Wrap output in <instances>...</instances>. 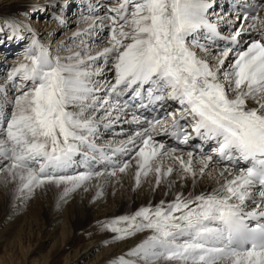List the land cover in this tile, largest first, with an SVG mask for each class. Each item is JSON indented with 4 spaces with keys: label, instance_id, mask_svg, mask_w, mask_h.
Segmentation results:
<instances>
[{
    "label": "snow or ice",
    "instance_id": "1",
    "mask_svg": "<svg viewBox=\"0 0 264 264\" xmlns=\"http://www.w3.org/2000/svg\"><path fill=\"white\" fill-rule=\"evenodd\" d=\"M67 6L35 10L51 8L46 18L63 26ZM87 10L72 43L54 48L31 24L3 19L9 40L30 36L0 83L4 184L17 199L55 186L65 201L93 181L99 198L100 181L133 164L136 188L150 174L156 187L174 173L193 188L207 176L211 191L99 222L112 242L148 233L110 264H264V0H97ZM103 132L117 139L101 144Z\"/></svg>",
    "mask_w": 264,
    "mask_h": 264
},
{
    "label": "rangeland",
    "instance_id": "2",
    "mask_svg": "<svg viewBox=\"0 0 264 264\" xmlns=\"http://www.w3.org/2000/svg\"><path fill=\"white\" fill-rule=\"evenodd\" d=\"M16 1L18 0H0V11L1 9L3 11V9L10 7V5ZM26 1H30L31 4H39L50 0ZM86 1L95 3L94 0ZM113 1L115 0L105 1V4H115ZM82 6L83 5L79 6V4H77L76 7H74V10L78 13H84L87 15L88 10H84V7ZM69 10L70 9L63 14L67 19V23L61 26L60 29H58L60 25H58L56 21L47 18L44 21H40L44 26L42 32L36 24H31L33 29L42 35V42L55 47L58 44V38L64 36L63 33L66 27L72 28L73 31L76 29V26L70 24L71 16L67 15V13L70 12ZM51 12L52 10H47V12L42 13H45V15L48 16ZM38 16L42 15H35L30 11L27 12V10H23L18 14L7 15L8 18L17 19L29 24L33 23V20H40L37 19ZM0 17L1 20L4 19L2 18V15H0ZM54 24H57L56 29H54L55 33L49 38L50 30L54 27ZM0 29H2L0 30L2 38L5 36L4 38L7 39L9 43L16 44V42L18 43V41L20 42L23 39L25 42V45L20 46L18 44L17 48H14L13 45L9 50L13 51V49H15V52L7 54L2 61H0L7 66L5 70L6 77L7 70H9L19 59H22V54L30 42V38L24 37V33L22 32L21 36L23 35V37L20 39L9 40L7 36L10 35V32L4 27L3 22L1 21ZM67 43H70V41ZM116 131H118V129H116ZM106 133H110L114 136L111 132ZM10 187L13 188L15 186L11 183L5 185L3 179L0 178V264H69V261L76 255H74L73 251L81 253L84 244L89 243L90 239L93 241L99 237V234H101L100 231H103L99 222L109 220L104 218L95 221H85L79 226V229H77L78 231H75L73 228L75 222H71V220L72 216L74 217L77 214L78 206H71L70 204L72 202L71 199L75 197L74 195L68 197L65 201H60V193L62 189H58L55 186H45L37 189L31 197H29V199H32V206L29 211H25L22 210L24 204L21 203L19 199L14 198L16 197L15 192L12 191L13 189L9 190ZM110 192V184L103 187V194ZM16 208L19 209V211H16L15 215L10 216L9 213L13 212ZM57 215L58 220L61 221H59L58 225L55 227L52 223ZM64 223L66 225H64ZM62 227L65 229L64 234H61ZM99 252L100 251L96 252L91 258ZM88 260L89 261L77 264H85L86 262L91 263V259Z\"/></svg>",
    "mask_w": 264,
    "mask_h": 264
},
{
    "label": "bare ground",
    "instance_id": "3",
    "mask_svg": "<svg viewBox=\"0 0 264 264\" xmlns=\"http://www.w3.org/2000/svg\"><path fill=\"white\" fill-rule=\"evenodd\" d=\"M105 1L106 0H99V3H105ZM49 2L50 1L45 3L41 2L39 4H35V3L31 4L30 1L18 0L15 3H12L10 7L3 9V11L1 9L0 15L3 16L2 18H8L7 15L18 14L23 10H27V12L30 11L35 15L36 14L42 15V16H38L40 17V20L38 21L33 20V23H30L32 25L36 24L37 27L40 28L42 32L44 26L42 25V23H40V21L41 20L44 21L47 15L35 9L45 7L49 4ZM94 2L96 3L97 0H94ZM113 2L116 3V0ZM221 2L227 4V0H221ZM88 3L89 2L86 0H83V2L82 0H68V6L65 8L64 13L68 11V9H70L69 10L70 12H68L67 15L71 16L70 24L72 26L77 27L79 17L81 14L78 13L76 10H74V7H76V5L79 4V6L83 5L82 7H84V10H87ZM47 10H52V9L48 8ZM0 21L3 22V20L1 19ZM56 25L54 24V27L50 30L49 38L52 37L53 33H55L54 29H56ZM81 27H84V25H81ZM60 28L61 26L58 27V29ZM74 31H76V29ZM74 31L72 30V28L66 27L63 33L64 36L62 38H58V40L56 39L57 43L59 44L61 42L70 41L69 44H71L72 41L70 40V37L72 36V32ZM23 33H24V37L30 38L29 33L27 32H23ZM4 37L2 38V35L0 36V61H2V59L7 54H10L11 52H15V49H13V51L9 50L12 48L13 45L14 48H17L18 44L20 46L25 45L24 39L21 40L20 42L18 41V43L16 42L15 44V43H9V41ZM21 37H23V35ZM39 37L41 39L42 35L39 34ZM52 47L54 48V46ZM6 68L7 66H5L2 62H0V83H3L5 79ZM115 139H117V137L112 136L110 133L103 132V135L101 136L99 142L101 144H105ZM134 173H135V165L133 164L132 167H130L127 170L126 173L119 174L118 178H110L107 181L104 180L100 181L102 188L110 184L111 192L103 194L99 198L94 199L98 191L96 187V181L89 183V185L87 186V190H85L84 188H80L74 192L75 194L72 193L70 196L74 195L75 197L71 199L72 202L70 204L71 206L73 205L78 206L77 208L78 215L76 214L74 217L72 216V220H71V222H75L74 226L72 225L74 230L76 231L77 229H79V226L83 224V222L85 221H90V220L95 221L104 218L110 220L113 217L134 212L139 207L146 206L149 202H151L152 205H156L161 200H164L165 202L171 201L174 199L175 194L178 191L182 192L185 196H187L189 192H195L196 194H199L202 191H211L212 188L216 187L215 180L205 176L202 179H198L195 188H193L191 178L181 181L177 178L176 173H174L171 177H169V181H175V183L171 185H169V183L165 181L162 182L159 187H156L155 177L154 175L150 174L147 177H142L141 185L138 188H136L134 187ZM181 185L183 186L181 187ZM11 189H13L12 191L15 192V187L13 188L10 187L9 190ZM19 200L21 203L24 204L22 210L29 211L32 206V199L28 198V199H19ZM16 211H19V209L16 208L13 212H10L9 215L10 216L15 215ZM53 221L54 222L52 224H54V226L56 227V225H58V222L61 220H58V215H57L53 219ZM64 225L66 224L64 223ZM64 232L65 229L62 227L61 234H64ZM100 233L101 234H99V237L96 240L91 241L90 239V242L88 241L89 243L84 244L81 253L73 251L74 255L75 254L76 255L72 260L69 261V264H77V263L89 261L88 259H91L90 260L91 263L86 262L87 264H110V261L126 253L129 249L133 248L148 234L146 232L138 233L135 236L130 237L126 240L112 242L111 241L112 233L104 230L103 231L101 230ZM105 240H109L110 242L108 244H105L104 243ZM98 251L100 252L97 255H95L93 258H91V256H93Z\"/></svg>",
    "mask_w": 264,
    "mask_h": 264
}]
</instances>
